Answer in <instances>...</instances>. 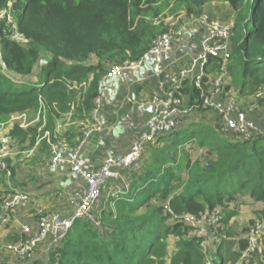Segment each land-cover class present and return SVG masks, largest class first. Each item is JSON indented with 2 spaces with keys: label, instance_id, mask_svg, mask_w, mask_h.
Returning <instances> with one entry per match:
<instances>
[{
  "label": "trees",
  "instance_id": "16d2710c",
  "mask_svg": "<svg viewBox=\"0 0 264 264\" xmlns=\"http://www.w3.org/2000/svg\"><path fill=\"white\" fill-rule=\"evenodd\" d=\"M10 1L16 28L27 42L11 41L12 24L0 21V60L5 64L0 69V120L36 111L42 105L44 129L53 131L58 121L70 114L78 125L59 138L75 145L92 120L107 68L139 59L154 37L199 17L216 0ZM217 1L231 8L235 25L225 65L226 88L239 97L254 99L264 90V0ZM8 4L9 0H0V10ZM246 12H250L247 20ZM170 16L182 20L171 24L167 22ZM221 67L220 58L209 57L199 86L190 79L182 82L177 95L193 110L178 129L150 144V153L138 170L125 172L119 181L106 186L103 204L98 206L99 227L76 218L57 247L51 248L47 241L45 252L38 249L28 262L3 257L0 264H206L207 259L213 264H244L240 260L248 245L249 227L255 218L264 221V131L250 140L232 141L217 131L212 111L209 125L226 138L224 143L212 144L211 133L204 129L185 134L188 125L195 123L192 113L203 115L209 110L202 106L200 93L208 92ZM15 76L23 81H16ZM37 127H12L9 135L16 149L34 147ZM183 134L184 141L180 139ZM170 135L175 136L165 141ZM189 141L206 147L209 157L191 161L181 154L179 146ZM38 147L43 153L49 148L45 140ZM9 166V177L0 170L1 199L27 185L26 180L15 178L18 163ZM248 203H261L262 207L253 212L251 225L242 227L244 235L240 236L233 218L242 213L240 206ZM165 205L178 215L200 217L215 212L219 223L211 226L212 238L207 236L213 246L207 244L203 249L202 239L190 235L191 227L174 219ZM170 237L175 238L173 251L168 250ZM248 264H264V235Z\"/></svg>",
  "mask_w": 264,
  "mask_h": 264
},
{
  "label": "built area",
  "instance_id": "2783aa9c",
  "mask_svg": "<svg viewBox=\"0 0 264 264\" xmlns=\"http://www.w3.org/2000/svg\"><path fill=\"white\" fill-rule=\"evenodd\" d=\"M8 6V8L0 10V21H4L7 25L12 24L9 34L11 41L26 44L27 37L16 28L14 23L10 0ZM189 21L178 28L154 37L148 51L139 59L115 63L107 68L99 85V95L95 99V108L92 111L93 126L85 131L83 138L77 144L70 145L60 139L57 125L53 131L42 127L43 134L41 137H36L34 147L27 151L23 150L24 154L30 155L33 149L45 140L49 147L46 159L48 169L67 168L72 174L83 180L85 188L76 194L75 207L67 216L57 211H46L41 207L36 208L34 215L29 217L18 216L17 211L25 209L33 201L32 196L23 190L14 189L5 198H0V238H2L0 252L4 257L24 263L33 258L37 247L44 240L49 241L51 248L57 247L76 218H85L94 226L99 227L101 222L98 206L104 188L110 183L119 181L123 173L138 170L143 154L150 144L160 135L168 134L184 124L185 117L190 114L193 108L187 106L183 97L177 93L182 82L186 79L193 81L196 86L200 85L205 75L204 67L208 63L209 57L222 60V71L213 76L208 92H201L200 98L202 106L213 111L217 117V131L232 141L250 140L264 131V128H260L256 122L249 120L245 109L238 107L236 98L231 96L233 90L226 88L228 77L225 73V65L230 56V38L235 26L233 19H219L204 12L199 17ZM195 27L201 31L198 53L190 58L187 65L174 72L170 69L172 65L166 63L167 52L185 30H191ZM1 57L2 48L0 46V59ZM148 57L152 60V73L157 81V88L151 95L150 112L144 122L143 129L124 153L106 155L101 162L97 163L94 158L85 154L84 146L91 132L101 127L99 112L103 83L109 78L121 76L126 71L139 70ZM2 66H5L3 62ZM126 100L132 101L131 98ZM259 100H264V90H259L255 94L250 109L259 107ZM39 109L44 110V107L41 105ZM22 116L26 115L23 114ZM14 121L16 119L0 123V170L5 171L7 177L11 174L9 165L23 161V157H25L24 154L18 158L12 157L16 153L12 149L11 137L9 134L3 133L9 124L11 126L15 123ZM19 126L25 128L22 124ZM184 146H186L188 153H198V160L209 157L208 149L204 146L187 142L184 143ZM8 159H11L10 164ZM205 164L207 165V162ZM165 209L172 214L174 219L183 220L191 227L189 234L202 239L203 249H206L207 244L210 245L213 242L207 238L209 236L207 226L212 232L211 226L214 227L219 223V216L215 212L198 217L186 213L174 214L169 205H165ZM12 227L15 229L13 230ZM263 235L264 221L255 219L246 234L248 245L240 261H244V264L249 263L250 254L254 252ZM12 236H16V238ZM212 236L213 233L209 237L212 238ZM214 239L218 241L219 237L214 236ZM206 264L213 263L207 259Z\"/></svg>",
  "mask_w": 264,
  "mask_h": 264
},
{
  "label": "rangeland",
  "instance_id": "374dc122",
  "mask_svg": "<svg viewBox=\"0 0 264 264\" xmlns=\"http://www.w3.org/2000/svg\"><path fill=\"white\" fill-rule=\"evenodd\" d=\"M213 3H217V2H213ZM213 3L210 4L209 6L205 7L206 8L204 10L205 13L209 14L210 16H211V13L217 14V15L220 14L217 17L219 19L230 18V17H226L224 15L221 16V14L225 13V8L227 7L224 4V2L219 1V10H218L219 12L218 13H216L217 11H215L218 8L214 7ZM223 6L224 7L226 6V7L224 8ZM208 7H209V9H207ZM249 16H250V12H246L244 18L247 20L249 18ZM181 20L182 19L179 17L170 16L167 19V22L169 21V23H171V24H176L178 22H181ZM191 20H192V18L190 19V21ZM185 22H187V21H185ZM191 28H192V26H191ZM91 61H94V60L92 59ZM0 69H2L1 60H0ZM14 78L18 82L23 81L20 78L17 79L16 76ZM32 79H35V77L33 76ZM18 87L20 89L22 88V86H18ZM232 95L236 98V100L238 102L237 106L240 107L241 109H245L246 115L249 118V120L256 122V124L260 128L263 129L264 128V102L263 103L259 102V104L257 102L259 107L255 108V109H250V104L252 103L253 98H251L250 96H242V95H241L242 97H239L236 94L235 90L232 91L231 96ZM23 114H25L26 116H22ZM43 115L44 114H42V111L39 108L36 111H32V112H28V113L26 112V113H21V114H13L5 120H0V123L1 122L5 123V122H8L10 119L11 120L16 119V121H14L15 123H13L11 126L9 124L3 133L9 134L10 130L12 129V127L15 124H17L18 126H19V124H22L23 126H25V128L19 126L22 129H26L28 127L38 125V127H37L38 133H37L36 137L37 138L41 137V135L43 134L42 127H45V125H46L45 115L44 116ZM213 116L214 115H213L212 111H210V110L205 111V113L203 115L200 114V112H198V111L193 112L192 113V119L194 120L195 123H191L188 125V128L185 131V134H188L193 130L204 129L203 130L204 133H211V137H209V139H210L209 141H211L212 144L215 142L224 143L226 141V138L220 136L219 133L217 131H215L216 129L214 126L209 125L210 122H212L211 119L213 118ZM93 123H94V120L92 119L89 126H88V129L92 126ZM57 125L59 128L58 136L63 137V132L66 129L74 127V125L77 126L78 124L74 120L71 119L70 114H66V117L63 120L58 121ZM181 129H184V128H181ZM185 134H183L180 137V139L182 141H184V139H185V137H184ZM174 136L175 135L167 136L165 138V141H170ZM119 142L123 144L125 142V140H120ZM187 143H196V142L189 141ZM38 148H39L38 146L35 147L33 149V152L30 155H28L27 153L24 154L23 150L27 151L29 149H27V148H25V149H21V148L18 149L17 148L16 149V147L12 144L13 152L16 153L12 157L18 158L19 156H22L23 154L25 155V157H23L24 158L23 161L13 163V165H17V163H18V166L16 167L18 169V171L16 173L15 178L19 181H23V180L27 181V185H25L24 187H19L18 189L19 190L23 189V190H26V191L32 193V195H30L32 197L33 196L36 198L40 197L38 199V203L40 206H43L46 211H57L60 214L67 216L74 209V207H75L74 203L76 202V193L78 194V192L83 190V186L82 185L77 186L76 184L65 186L64 179L66 177H64V179H63V176L58 174L59 176L57 177L58 178L57 179L55 177L57 172L54 170L50 171L46 165V159H47L48 151H47V153L46 152L45 153L39 152ZM179 150L181 151V154L183 152L184 156L188 157L191 161L198 160L199 154L198 153L197 154L188 153L186 146H184V144L179 146ZM149 153H150L149 151H146L143 154L142 159L144 160V158L147 157L149 155ZM105 192H106V188H104L103 193H105ZM102 198H103V196L100 197L99 208H101V206L103 204ZM50 207L53 208V210H50L49 209ZM240 207L242 209L244 208L242 214L239 215L238 217H234L233 220H234V224H235V230L239 233L240 236H242L244 234L241 232V228L245 227V226L249 227L251 225V224L249 225V220L253 218V212L255 210H259V208L262 207V204L261 203L260 204L248 203V204L241 205ZM32 214L33 213L28 208H27V210L26 209H19L17 211V215L20 217H23V216L29 217ZM254 217H256V216H254ZM255 219H259V218H255ZM1 239L2 238H0V242H1ZM168 241H169L168 242V250L173 251L175 238L170 237V239ZM46 243H47V241L44 240V242L39 244V246L37 247V250L41 246L45 245ZM42 250L43 249H40L38 251L42 252ZM3 257L4 256L0 252V259H2Z\"/></svg>",
  "mask_w": 264,
  "mask_h": 264
},
{
  "label": "crops",
  "instance_id": "0c3cea01",
  "mask_svg": "<svg viewBox=\"0 0 264 264\" xmlns=\"http://www.w3.org/2000/svg\"><path fill=\"white\" fill-rule=\"evenodd\" d=\"M213 2V6L218 8L215 10L218 13L219 1ZM224 4L227 7L223 6L225 13L221 16L231 18L233 16L232 10L226 3ZM216 15L211 13L212 17H218L220 14ZM200 34L201 31L195 27L191 30H185L182 36L174 41L173 46L166 55V63L172 65L170 67L172 71L175 72L180 67L187 65L190 58L198 53ZM151 63L152 60L148 57L139 70L126 71L121 76L104 81L99 112L101 127L91 132L84 146L85 154L94 158L97 163L101 162L106 155L124 153L143 129L144 122L150 112L151 95L157 88V81L153 76ZM128 98H131L132 101H127ZM120 140H125V142L122 144L119 142ZM54 171L57 172V174L55 173L56 178L59 176L58 174L63 176V179L66 177L64 179L65 186L76 184L77 186L82 185L83 189L85 188L83 180L72 174L68 169L63 167ZM32 198L33 201L25 209H30L34 215L36 208L44 207L38 203L40 197L33 196ZM49 209L53 210L51 207ZM243 209H241V212H243ZM12 229L15 228L12 227ZM45 245L41 246L39 250L43 249L42 252H45Z\"/></svg>",
  "mask_w": 264,
  "mask_h": 264
},
{
  "label": "water",
  "instance_id": "95a60500",
  "mask_svg": "<svg viewBox=\"0 0 264 264\" xmlns=\"http://www.w3.org/2000/svg\"><path fill=\"white\" fill-rule=\"evenodd\" d=\"M207 229L209 230V231H208V235L211 236V233H212V232L210 231V229H209L208 226H207ZM210 246H211V247L213 246V243H212V242H211Z\"/></svg>",
  "mask_w": 264,
  "mask_h": 264
},
{
  "label": "clouds",
  "instance_id": "9594fccd",
  "mask_svg": "<svg viewBox=\"0 0 264 264\" xmlns=\"http://www.w3.org/2000/svg\"><path fill=\"white\" fill-rule=\"evenodd\" d=\"M213 243V242H212Z\"/></svg>",
  "mask_w": 264,
  "mask_h": 264
}]
</instances>
